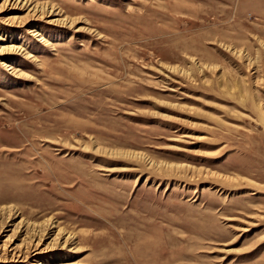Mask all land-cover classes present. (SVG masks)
Instances as JSON below:
<instances>
[{
    "label": "rangeland",
    "instance_id": "374dc122",
    "mask_svg": "<svg viewBox=\"0 0 264 264\" xmlns=\"http://www.w3.org/2000/svg\"><path fill=\"white\" fill-rule=\"evenodd\" d=\"M0 264H264V0H0Z\"/></svg>",
    "mask_w": 264,
    "mask_h": 264
},
{
    "label": "bare ground",
    "instance_id": "6f19581e",
    "mask_svg": "<svg viewBox=\"0 0 264 264\" xmlns=\"http://www.w3.org/2000/svg\"><path fill=\"white\" fill-rule=\"evenodd\" d=\"M10 48H11V47H8L7 49H10ZM9 69H10V68H9ZM68 238H70L69 235H68Z\"/></svg>",
    "mask_w": 264,
    "mask_h": 264
}]
</instances>
